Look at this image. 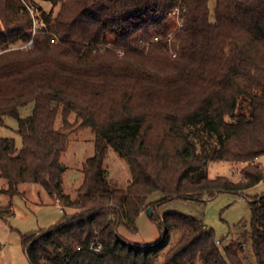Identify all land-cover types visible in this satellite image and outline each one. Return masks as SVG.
<instances>
[{
  "label": "trees",
  "instance_id": "obj_1",
  "mask_svg": "<svg viewBox=\"0 0 264 264\" xmlns=\"http://www.w3.org/2000/svg\"><path fill=\"white\" fill-rule=\"evenodd\" d=\"M179 4L185 24L172 58L162 41ZM6 118L22 145L0 138V194L39 184L63 207L55 226L22 236L31 264H246L240 245L222 251L201 220L157 211L264 182V0H0V125ZM84 129L95 155L71 198L62 157L69 135ZM109 147L131 168L126 189L106 179ZM210 163L243 166L240 180L211 179ZM155 194L163 198L150 202ZM11 213L0 207L1 218ZM144 213L161 239L122 238L119 228L135 230ZM251 213L264 264V194Z\"/></svg>",
  "mask_w": 264,
  "mask_h": 264
},
{
  "label": "rangeland",
  "instance_id": "obj_2",
  "mask_svg": "<svg viewBox=\"0 0 264 264\" xmlns=\"http://www.w3.org/2000/svg\"><path fill=\"white\" fill-rule=\"evenodd\" d=\"M38 5L43 6L47 11L51 10V5L36 4ZM32 17L34 18L33 15ZM27 46L19 48L23 49ZM31 111V106L24 108L22 117L29 116ZM17 127L18 123L15 119L6 118L4 126L0 125V138H14L17 146L21 147ZM94 155L95 136L91 130L84 129L69 135L68 147L62 157V165L65 169L63 177L65 195L76 198V191L84 178L83 165ZM258 162L263 163L264 160L260 159ZM242 167L233 169L229 163H210L208 173L211 179L226 177L236 183L241 178L239 171ZM102 169L105 171L109 185L120 189L128 187L132 177L131 168L112 147L108 149ZM6 186V181L0 177V190ZM18 190L19 194L15 197L0 194V207L6 209L11 207L12 211L10 216L0 217V250L3 251L0 255V264H31L22 246V236L49 229L64 217V213L58 207V201L52 199L41 185L21 184ZM263 194L264 182L242 193L218 191L212 198L205 196L202 202L173 200L161 205L157 214L163 217L166 213L174 212L197 218L206 227L215 231L217 240L222 243L220 246L222 251L233 244L240 245L241 258L244 262L257 264L252 243L251 199ZM162 198L161 194H155L150 198V202ZM67 213L73 211L67 210ZM119 235L133 244L143 246L154 244L161 239L157 224L147 213L138 218L135 230L122 226L119 228ZM174 238L175 231L172 232V239Z\"/></svg>",
  "mask_w": 264,
  "mask_h": 264
},
{
  "label": "built area",
  "instance_id": "obj_3",
  "mask_svg": "<svg viewBox=\"0 0 264 264\" xmlns=\"http://www.w3.org/2000/svg\"><path fill=\"white\" fill-rule=\"evenodd\" d=\"M29 9V8H28ZM30 13L33 14V11L31 9H29ZM185 13H186V9L184 8L183 5L179 4L177 7H175L171 13L169 14V22L171 24V32L169 33V36L167 39L163 40V43H167L169 45V54L172 56V58H176L177 57V52L174 50V45L176 42V37L177 34L183 29L184 24H185ZM155 42L159 43L160 42V38L156 37L155 38ZM31 45V43L29 44V46ZM120 55H122L123 53L120 52ZM59 203V201H58ZM58 207L61 208V210L63 211V207H61L60 203L58 205ZM2 254V251L0 250V255Z\"/></svg>",
  "mask_w": 264,
  "mask_h": 264
},
{
  "label": "crops",
  "instance_id": "obj_4",
  "mask_svg": "<svg viewBox=\"0 0 264 264\" xmlns=\"http://www.w3.org/2000/svg\"><path fill=\"white\" fill-rule=\"evenodd\" d=\"M2 251V250H1ZM2 253H3V251H2Z\"/></svg>",
  "mask_w": 264,
  "mask_h": 264
}]
</instances>
